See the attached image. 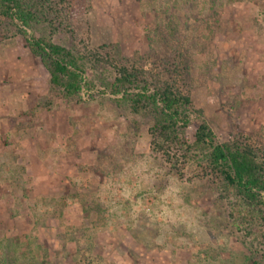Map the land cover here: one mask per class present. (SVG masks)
I'll use <instances>...</instances> for the list:
<instances>
[{
	"label": "rangeland",
	"instance_id": "obj_1",
	"mask_svg": "<svg viewBox=\"0 0 264 264\" xmlns=\"http://www.w3.org/2000/svg\"><path fill=\"white\" fill-rule=\"evenodd\" d=\"M157 1L72 0L53 40L171 77L219 142L245 136L264 152V0H200L188 21ZM172 14L185 21L179 67L155 31ZM88 75L97 85L81 100L62 98L25 38L0 31V242L18 244L17 264H251L262 229L234 228L219 181L196 159L180 173L152 152L153 119L105 91L98 75L112 79L109 67ZM45 95L50 108L38 106ZM185 133L192 142L194 126Z\"/></svg>",
	"mask_w": 264,
	"mask_h": 264
},
{
	"label": "trees",
	"instance_id": "obj_2",
	"mask_svg": "<svg viewBox=\"0 0 264 264\" xmlns=\"http://www.w3.org/2000/svg\"><path fill=\"white\" fill-rule=\"evenodd\" d=\"M157 2L159 10L166 14L170 9L168 5L180 8L186 21L200 5V0ZM71 3L72 0H0L2 36H23L30 51L47 69L54 94L67 100H81L85 90L97 85L95 78L88 75V69L99 65L109 67L114 72L112 79L98 75L105 91L117 104L128 105L133 113L153 119L150 128L152 152L163 155L180 173L181 163L196 159L204 174H210L213 180L219 181L220 196L228 200L234 228L245 231L247 235L261 228L264 238V152L245 136L236 135L233 139L219 142L204 111L193 106L190 94L171 77L163 78L161 72L143 66L121 64L110 55L103 54L101 48H89L87 45L71 48L55 42L53 35L59 29L56 20L61 24L68 21ZM181 19L183 17L176 14L170 15L168 21L160 18L155 29L162 37L160 47H169L173 54H169L173 58L167 55L169 59L165 61L169 65L175 60L177 67L187 60L188 53L179 37L180 26L185 22ZM42 23H48L50 29L47 33L39 36L29 33L30 27ZM173 40L178 44L171 45ZM189 40L192 41L190 37ZM88 97L93 98L94 94L88 93ZM53 103L54 99L45 95L40 97L38 106L50 108ZM190 125L194 126L192 142L186 139L185 133ZM260 245H264V239ZM17 252V243L4 246L0 242V264H17ZM251 252L252 258H247L251 264H264V246ZM44 256L47 257L46 250Z\"/></svg>",
	"mask_w": 264,
	"mask_h": 264
}]
</instances>
